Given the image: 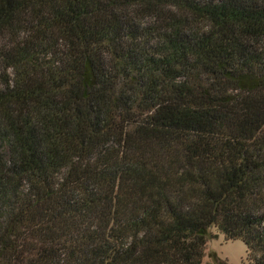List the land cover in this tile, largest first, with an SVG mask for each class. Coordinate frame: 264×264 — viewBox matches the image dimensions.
I'll return each mask as SVG.
<instances>
[{"label":"trees","instance_id":"16d2710c","mask_svg":"<svg viewBox=\"0 0 264 264\" xmlns=\"http://www.w3.org/2000/svg\"><path fill=\"white\" fill-rule=\"evenodd\" d=\"M210 228L264 264V0H0V264H202Z\"/></svg>","mask_w":264,"mask_h":264},{"label":"rangeland","instance_id":"374dc122","mask_svg":"<svg viewBox=\"0 0 264 264\" xmlns=\"http://www.w3.org/2000/svg\"><path fill=\"white\" fill-rule=\"evenodd\" d=\"M210 234L213 237L207 240L204 245L202 264H212L209 258L210 253H215L227 264H249L245 259V247L241 241L224 240L222 234L215 228H210Z\"/></svg>","mask_w":264,"mask_h":264}]
</instances>
